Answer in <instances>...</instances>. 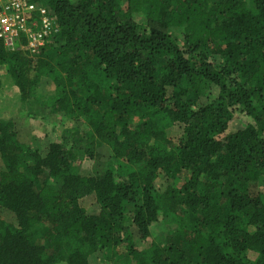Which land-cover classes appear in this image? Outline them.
Instances as JSON below:
<instances>
[{"label": "trees", "instance_id": "16d2710c", "mask_svg": "<svg viewBox=\"0 0 264 264\" xmlns=\"http://www.w3.org/2000/svg\"><path fill=\"white\" fill-rule=\"evenodd\" d=\"M32 2L56 32L0 41V78L83 126L38 148L0 120V264H264V0Z\"/></svg>", "mask_w": 264, "mask_h": 264}, {"label": "rangeland", "instance_id": "374dc122", "mask_svg": "<svg viewBox=\"0 0 264 264\" xmlns=\"http://www.w3.org/2000/svg\"><path fill=\"white\" fill-rule=\"evenodd\" d=\"M246 2H248V0H246ZM28 110H33L36 116L32 121L24 117ZM44 115L48 116V118L41 122L40 117ZM0 119H13L16 123L15 130L18 134L19 142L30 147H34L35 145L36 147L38 146V148L42 146V144H40V138L38 137L40 134H45V137L48 141L55 142L59 139V134H64V132L67 131H73V129L80 131L83 126V120L71 121L64 118L61 114L42 113L40 108L33 105L31 102H27L22 105L19 103V96L16 93V89L11 86V83L8 82L7 79L3 81L2 87L0 89ZM166 134L172 144L176 145L179 140V132L177 127H171L167 130ZM100 151L102 156L101 160L106 163L110 162L109 149L102 147ZM77 164L82 175H90L91 163L89 161L81 160ZM182 175L186 176L185 173ZM92 200V197L83 198L80 200V205L82 207L88 208L92 204ZM2 218L6 222L11 221L7 212H3ZM168 229L169 224H167L166 220L160 216L158 221L150 228L151 236L145 241L143 247H148L154 242L156 244L159 243L160 240L166 235ZM98 264H110V261L103 259Z\"/></svg>", "mask_w": 264, "mask_h": 264}, {"label": "built area", "instance_id": "2783aa9c", "mask_svg": "<svg viewBox=\"0 0 264 264\" xmlns=\"http://www.w3.org/2000/svg\"><path fill=\"white\" fill-rule=\"evenodd\" d=\"M53 24L49 11L32 0H0V41L9 52L38 54L56 32Z\"/></svg>", "mask_w": 264, "mask_h": 264}, {"label": "crops", "instance_id": "0c3cea01", "mask_svg": "<svg viewBox=\"0 0 264 264\" xmlns=\"http://www.w3.org/2000/svg\"><path fill=\"white\" fill-rule=\"evenodd\" d=\"M8 80V82H9V79L6 77V76H1V78H0V80H1V86H0V89H1V87H2V84H3V81L4 80ZM11 86H13L12 84H11ZM14 87V86H13ZM15 88V87H14ZM16 89V88H15ZM16 93L18 94V96H19V93H18V90L16 89ZM19 103H20V98H19ZM1 120V119H0ZM16 129V128H15ZM16 131V130H15ZM17 133V132H16ZM17 137H18V134H17ZM22 144V143H21ZM24 145V144H23Z\"/></svg>", "mask_w": 264, "mask_h": 264}]
</instances>
